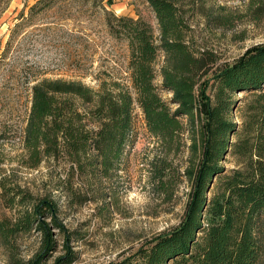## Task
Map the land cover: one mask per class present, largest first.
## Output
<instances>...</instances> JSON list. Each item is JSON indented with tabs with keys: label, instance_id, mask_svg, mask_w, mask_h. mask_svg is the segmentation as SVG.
Here are the masks:
<instances>
[{
	"label": "rangeland",
	"instance_id": "rangeland-1",
	"mask_svg": "<svg viewBox=\"0 0 264 264\" xmlns=\"http://www.w3.org/2000/svg\"><path fill=\"white\" fill-rule=\"evenodd\" d=\"M35 2L0 0V186L30 195V205L44 201L55 206L58 226L52 224L46 209L39 217L48 228L46 242L54 244L42 264H56L70 252L76 253L71 264H119L182 219L193 185L192 173L202 159L205 110L198 101L197 119L194 123L181 119L182 133L166 145L149 135L143 115L135 107L134 143L118 170L106 179L82 177L54 161L29 168L23 138L32 85L47 78L80 81L94 90L102 82L130 86L127 45L110 35L106 10L132 19L139 16L157 35L156 20L146 0H67L30 16L29 8ZM183 5L196 49L211 53L217 65L232 63L247 51L264 46V0H184ZM209 10L214 17L230 16L233 24H208L204 13ZM161 62L159 54L157 72ZM203 80H209L205 96L213 102L211 72ZM159 82L157 77L158 92L169 103L171 95L159 89ZM231 101L227 120L233 130L219 161L223 173L212 179L208 198L220 190L224 176L243 170L258 153L264 159L263 112L255 96L236 92ZM243 146L248 151L245 154ZM158 170H165L162 180L156 178ZM2 193L0 190V218H13L14 211L6 207ZM70 232L74 240L67 241L63 233ZM43 245L39 231L21 234L8 252L11 255L0 249V264H29Z\"/></svg>",
	"mask_w": 264,
	"mask_h": 264
},
{
	"label": "trees",
	"instance_id": "trees-1",
	"mask_svg": "<svg viewBox=\"0 0 264 264\" xmlns=\"http://www.w3.org/2000/svg\"><path fill=\"white\" fill-rule=\"evenodd\" d=\"M65 1L36 0L29 15ZM183 1L146 0L156 20L157 35L139 16L132 19L106 10L105 23L110 35L127 45L130 86L102 82L94 90L80 81L47 78L32 85L23 138L28 167L36 169L43 162L54 161L82 177L109 178L134 143L135 107L141 111L149 135L170 145L183 131L181 119L188 123L197 119L201 101L205 110L202 159L192 173L193 185L182 219L119 264H264L261 154L243 170L224 176L220 190L207 197L212 179L223 173L219 161L233 130L227 120L232 95H254L263 112L264 126V46L247 51L232 63L217 65L211 53L196 49ZM211 11L204 13L208 24H233L230 16L214 17ZM23 18L21 14L20 19ZM159 54L162 62L157 72ZM209 72L215 89L213 102L209 95L205 96L209 80L203 77ZM157 77L159 89L171 95L169 103L158 92ZM171 105L176 108L171 109ZM242 151L248 152L244 146ZM157 173V179L165 177V170ZM0 190L6 207L14 211L13 218H0V249L12 252L19 235L39 231L44 245L29 264H42L54 244L46 242L48 228L39 217L46 209L52 224L58 226L55 206L44 201L30 205L32 198L23 191L7 190L4 185ZM63 234L67 241L74 240L73 232ZM75 260L76 253L70 252L55 263L71 264Z\"/></svg>",
	"mask_w": 264,
	"mask_h": 264
}]
</instances>
